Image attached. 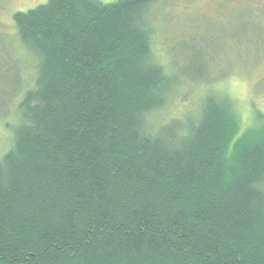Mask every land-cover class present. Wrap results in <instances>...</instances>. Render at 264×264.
Here are the masks:
<instances>
[{
  "label": "trees",
  "instance_id": "16d2710c",
  "mask_svg": "<svg viewBox=\"0 0 264 264\" xmlns=\"http://www.w3.org/2000/svg\"><path fill=\"white\" fill-rule=\"evenodd\" d=\"M156 2L13 15L36 66L2 126L0 264H264V114L206 91L149 133L190 86L155 58Z\"/></svg>",
  "mask_w": 264,
  "mask_h": 264
},
{
  "label": "rangeland",
  "instance_id": "374dc122",
  "mask_svg": "<svg viewBox=\"0 0 264 264\" xmlns=\"http://www.w3.org/2000/svg\"><path fill=\"white\" fill-rule=\"evenodd\" d=\"M46 2L0 0V151L7 141L3 123L12 120L36 66L18 41L13 15ZM155 5V58L190 86L176 87L167 104L149 116V133L194 113L206 91L231 97L242 126H251L255 110L264 114V0H157Z\"/></svg>",
  "mask_w": 264,
  "mask_h": 264
}]
</instances>
